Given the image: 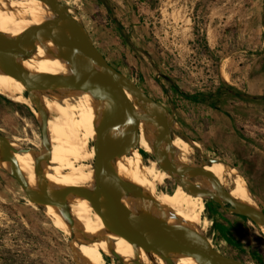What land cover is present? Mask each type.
<instances>
[{
    "label": "rangeland",
    "instance_id": "rangeland-1",
    "mask_svg": "<svg viewBox=\"0 0 264 264\" xmlns=\"http://www.w3.org/2000/svg\"><path fill=\"white\" fill-rule=\"evenodd\" d=\"M58 1L113 68L174 115L175 126L202 155L222 161L209 165L229 166L244 177L264 211V182L257 187L243 171L257 155L264 156V102L248 105L247 116L234 117L237 121L216 116L213 110L238 107L235 91L249 93L254 54L264 47V0ZM33 112L0 96V135L19 138L22 149L36 158L41 134ZM177 142L186 143L180 137ZM143 158L145 164L154 161L149 155ZM197 160L196 166L206 161ZM215 178L219 183L237 179ZM176 186L168 181L163 191L171 197ZM28 202L16 176L0 167V264H78L69 239L39 206ZM203 215L208 228L202 235L215 250L242 264H264V237L254 224L209 199Z\"/></svg>",
    "mask_w": 264,
    "mask_h": 264
},
{
    "label": "bare ground",
    "instance_id": "bare-ground-1",
    "mask_svg": "<svg viewBox=\"0 0 264 264\" xmlns=\"http://www.w3.org/2000/svg\"><path fill=\"white\" fill-rule=\"evenodd\" d=\"M68 12L70 14L69 10ZM55 18V13L43 0H0V34L3 35L18 38L31 34ZM22 66L29 79L74 75L71 65L64 59L56 43L39 46L32 59L23 62ZM3 70L5 67L0 66V96L36 110L28 97L30 89L17 78L16 73L8 74ZM105 79L109 81L107 77ZM118 92L130 105L136 106L134 96L127 89L120 87ZM33 99L43 109L47 118L48 135L44 145L49 151L48 167L42 169L40 173L36 172V168L47 159L45 150L39 149L40 155L36 158L27 150L14 153L13 150L22 149L19 138L14 137L7 141L2 135L0 141L7 142L12 150L8 154L4 144H0V167L6 166L7 158L14 162L31 198H43L48 191L58 201L66 194L70 195L67 201L68 215L50 203L40 201L37 204L50 224L69 239L68 244L77 258V263L107 264L105 258H108L109 264H113V259L119 260L122 264H134L138 255L139 264H166L163 256L149 254L144 249H135L128 239L112 234L93 205L92 197L97 191L94 186L93 161L100 125L101 101L86 91L73 92L69 89L36 92ZM139 115L138 150L113 166L115 180L127 187L144 189L153 196L162 209L154 219L158 225L203 234L208 228V219L203 215L205 200L188 193L180 185L176 186L170 197L163 191L165 183L171 181L169 175L159 169L155 161L146 160L147 164L144 163L143 156L154 157L157 148L156 144L150 141L151 134L144 131L141 110ZM35 119L41 122L38 111L35 113ZM174 128L180 131L179 126L176 125ZM178 137L175 132L170 141V149L176 155L178 164L195 167L199 159L197 160L193 147L199 149V146L196 143L180 144L177 142ZM140 151L144 155H141ZM203 169L214 177L224 175L236 177L237 179H228L220 185L238 205L258 207L246 180L236 169L226 165L206 164L203 165ZM6 172L15 174L12 168H6ZM192 185L201 190L209 188V184L202 176L193 178ZM28 204L33 205L31 201ZM123 208L135 214L139 210L138 205L130 199L124 202ZM257 228L264 237V226ZM173 264L205 262L202 258L191 260L176 256Z\"/></svg>",
    "mask_w": 264,
    "mask_h": 264
},
{
    "label": "water",
    "instance_id": "water-1",
    "mask_svg": "<svg viewBox=\"0 0 264 264\" xmlns=\"http://www.w3.org/2000/svg\"><path fill=\"white\" fill-rule=\"evenodd\" d=\"M43 1L55 13L56 18L53 21L38 27L31 34L18 38L0 34V66H4L3 71L8 74L16 73L17 78L30 89L28 97L41 115L39 149L46 151L47 159L36 168V172L40 173L42 169L48 167L49 151L44 145L48 135L47 118L43 109L33 99V95L47 89L86 91L101 101L100 125L93 161L94 186L97 191L92 197V202L107 229L118 237L128 239L135 249H144L149 254L163 256L166 264H173L176 256L191 260L202 258L205 264H242L219 253L202 234L158 225L154 219L157 213L162 212V209L153 196L144 189L127 187L115 180L113 166L138 150L139 110H141L144 131L151 134L150 141L156 144L154 161L159 169L169 175L175 185H180L182 189L194 196L215 202L229 213L246 218L256 227L264 226V211L259 206L250 208L238 205L216 178L203 169V165L222 162L221 160L210 159L202 155L198 148L192 146L197 157H204L206 161L201 166L195 167H184L178 164L176 155L170 149L171 134L176 132L189 145H193L194 142L185 134L175 130L174 115L124 74L113 68L94 46L86 29L69 14L64 5L58 0ZM45 43H56L64 59L72 67L74 74L72 77L27 78L22 63L32 59L36 49ZM120 87L127 89L134 96L135 107L120 95L118 92ZM2 143L9 154L12 150L9 144L0 141V144ZM22 151L25 150H13L14 153ZM4 168H12L15 171L14 175L25 190L29 201L37 206L40 201L47 202L69 214L67 208L69 194L60 201L52 197L49 191L43 198H31L14 162L7 158ZM197 176H202L209 184L207 190H201L192 185L193 178ZM46 186L50 189L49 185L46 184ZM129 199L139 207L136 214L123 208L124 202ZM138 261L137 255L134 264H139Z\"/></svg>",
    "mask_w": 264,
    "mask_h": 264
},
{
    "label": "crops",
    "instance_id": "crops-1",
    "mask_svg": "<svg viewBox=\"0 0 264 264\" xmlns=\"http://www.w3.org/2000/svg\"><path fill=\"white\" fill-rule=\"evenodd\" d=\"M254 56H255V62L253 66H251L250 72L248 75L249 80L247 84V89L249 93H243V94H246L252 98L253 97L255 98L263 97V98L254 99V100H251V99L245 100V99H241L237 97V99H239L240 101L238 107L229 106L230 109L219 110L217 107L214 106L213 110L216 116L220 115L222 117H225L227 120L233 119L234 121H237V119H234V117L243 118V116H247L248 114L247 110L249 111V109H247L248 105H250L251 103L257 104L259 102L260 103L264 102V47L261 51L255 52ZM213 116L214 115L212 114V118ZM229 124L231 125V123ZM231 128H232V131L234 132L232 125H231ZM235 134L237 135L236 132ZM236 138L238 139V137ZM237 139H234V142L238 145H241L238 143V141H236ZM243 169H244L243 171L250 177L253 184H256L257 187H260V188L264 187V186L261 187V183L264 182V179H261L258 176V175H264V156L257 155V158L253 160L250 164H248L246 169L245 168ZM255 169H257V171Z\"/></svg>",
    "mask_w": 264,
    "mask_h": 264
},
{
    "label": "trees",
    "instance_id": "trees-1",
    "mask_svg": "<svg viewBox=\"0 0 264 264\" xmlns=\"http://www.w3.org/2000/svg\"><path fill=\"white\" fill-rule=\"evenodd\" d=\"M102 1H104V0H102ZM177 90V89H176ZM234 95L236 96V97H238V98H241V99H245V100H249V99H251V100H254V99H261V98H263V97H260V98H255V97H249L248 95H246V94H243V93H240V92H236L235 91V93H234ZM185 96L186 97H193L192 95H188V94H185Z\"/></svg>",
    "mask_w": 264,
    "mask_h": 264
},
{
    "label": "flooded vegetation",
    "instance_id": "flooded-vegetation-1",
    "mask_svg": "<svg viewBox=\"0 0 264 264\" xmlns=\"http://www.w3.org/2000/svg\"><path fill=\"white\" fill-rule=\"evenodd\" d=\"M37 111V110H36ZM33 115H34V118H35V112H33ZM33 150V149H32ZM153 160H154V157H153Z\"/></svg>",
    "mask_w": 264,
    "mask_h": 264
}]
</instances>
